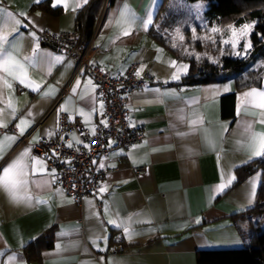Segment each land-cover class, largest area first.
Segmentation results:
<instances>
[{
  "label": "crops",
  "instance_id": "crops-1",
  "mask_svg": "<svg viewBox=\"0 0 264 264\" xmlns=\"http://www.w3.org/2000/svg\"><path fill=\"white\" fill-rule=\"evenodd\" d=\"M169 1L108 0L92 40V63L115 77L124 75L131 65L134 74L143 66L140 76L148 74L153 80L127 94L128 125L142 128L143 138L127 150L116 148L98 157L94 166L108 169L99 186L106 190L76 202L52 181L44 157L33 154L31 146L55 136L61 114L68 120L78 119L90 133L106 119L102 101L94 94V80L82 72L73 75L75 63L42 36L76 31L79 12L85 9L91 22L95 20L89 38L84 39L88 42L105 0H0V7L27 24V28L18 27L0 14V35L9 37L15 45L13 55L25 64L33 87L39 86V91H32L9 77L13 89H3L0 100L4 110L0 124H6L0 127V141L7 145L5 135L17 137L0 159V169L30 148L25 161L28 183L20 195L33 198L31 205L16 202L0 187V264H197L198 250L244 246L256 215L247 209L257 201L263 178L259 168L235 184L238 169L262 157L249 158L250 133L244 125L252 122L253 132L264 131V125L256 122L260 109L249 106L248 115L238 116L237 108L240 94L264 88V78L243 89H237L231 79L184 84L188 61L152 36ZM21 13L34 23L28 24ZM149 16L152 24L144 28L142 21ZM13 27L22 34L15 39ZM125 30L131 34L124 36ZM30 32H35V38ZM56 56L61 57L59 62L54 60ZM25 57L32 59L25 61ZM181 65H188L187 72L173 80ZM66 84V92L58 98ZM209 89H218L219 94ZM45 92L51 95L45 97ZM9 99L17 109L15 116L7 108ZM197 118L203 122L192 125ZM20 119L26 120L21 125L26 128L22 136L16 127ZM22 137L25 139L20 141ZM68 143L86 147L76 131L69 133ZM37 159L40 164H35ZM230 177L235 179L229 185ZM37 181L49 183L38 187ZM221 183L226 187L218 192ZM36 199L46 203L36 204ZM124 227L135 233L131 239ZM47 232H51L50 246L40 251L36 262H28L25 247ZM118 233L125 250L110 253L108 248Z\"/></svg>",
  "mask_w": 264,
  "mask_h": 264
},
{
  "label": "built area",
  "instance_id": "built-area-1",
  "mask_svg": "<svg viewBox=\"0 0 264 264\" xmlns=\"http://www.w3.org/2000/svg\"><path fill=\"white\" fill-rule=\"evenodd\" d=\"M107 4L108 0H105L91 37L84 45L79 42L76 31L43 33L42 36L44 42L62 51L75 63L73 75L82 72L94 80L96 85L94 94L103 104L102 114L106 123L97 125L95 135L88 132L78 119L68 120L64 114H61L55 136L38 140L31 146L33 154L44 157L52 181L59 184L76 202H81L87 194H97L102 179L108 172L107 168L97 169L93 161L112 149L127 150L143 138L142 128L128 125L127 119L131 110L127 104V94L153 80L148 74L137 77L132 65L124 75L115 77L92 63V40L100 28ZM66 90L67 84L61 87L58 98ZM72 131L78 133L87 147L68 148L66 146L69 133ZM24 139L25 137H22L20 141ZM53 150L55 155L52 154ZM53 170L54 178L51 175ZM73 185H75L74 188ZM124 250L122 237L118 233L113 236V244L108 251L119 253Z\"/></svg>",
  "mask_w": 264,
  "mask_h": 264
},
{
  "label": "trees",
  "instance_id": "trees-1",
  "mask_svg": "<svg viewBox=\"0 0 264 264\" xmlns=\"http://www.w3.org/2000/svg\"><path fill=\"white\" fill-rule=\"evenodd\" d=\"M184 1L188 4L198 0ZM206 1L202 19L206 27H220L229 19H232L235 26L242 25L245 22L254 25L248 37L251 47L244 57L222 53L211 60L207 56H200L197 59L196 56L182 55L178 51L180 45L175 44L176 47L174 48L172 39L164 34V31L167 33L172 26L179 23L180 17L165 12L161 13L162 15L157 21V28L152 30V36L177 56L188 61L189 72L183 77L184 84L195 85L227 79L233 80L237 89L260 84L264 78V0ZM94 21L91 22L85 9L79 12L76 33L79 42L83 45L90 36ZM232 95L229 94L230 97ZM259 168L263 171V178L258 190L257 201L251 208L247 209V212L252 215L264 210V156L240 167L235 182V184L240 183ZM246 238L243 247L198 250L196 254L197 264H264V226L262 219L256 220ZM50 243L51 232H47L28 244L24 250L27 261L36 262L40 251L49 247Z\"/></svg>",
  "mask_w": 264,
  "mask_h": 264
},
{
  "label": "snow or ice",
  "instance_id": "snow-or-ice-1",
  "mask_svg": "<svg viewBox=\"0 0 264 264\" xmlns=\"http://www.w3.org/2000/svg\"><path fill=\"white\" fill-rule=\"evenodd\" d=\"M38 3L39 0H36ZM87 2V0H85ZM53 7H56V4L54 3L52 5ZM80 5L77 4V7ZM67 7V5H65ZM75 10V9H73ZM0 14L3 16H6L8 19L12 20L14 24L18 27H23L27 28V24H25L21 19L16 18V16L10 12L4 9L3 7H0ZM20 16L24 18V20L27 21L28 24H33L34 22L31 20L30 17H27L26 14L21 13ZM121 16L123 17V13H121ZM131 22H135V17L131 18ZM119 23V21L117 22ZM152 24L151 16L148 17L147 20L142 21V25L144 28H148L149 25ZM18 27H13L12 28V34H13V39H15L16 36L22 35L18 31ZM254 25L245 23L241 27L236 28L235 26L230 25L229 30L231 32V36L229 39H225L222 41L223 44L225 45H231V48L234 50V54L237 56L240 55H246L248 49L251 47V42L248 40V37L250 35L251 30L253 29ZM177 34H179V29L176 30ZM210 31L212 33H218L221 30L219 28H211ZM130 30H125L123 32L124 36L130 35ZM30 36L35 38V32H30ZM196 38V37H194ZM175 39V37L173 38ZM179 39L182 41L183 36L180 35ZM244 39L246 42L244 43V52L241 53L239 51H235L237 49L238 44L240 43V40ZM215 43V41H213ZM5 45H9L8 47H5ZM38 47V45H37ZM173 47L175 48L176 45L175 43L173 44ZM15 50V45L11 44L9 42V37L7 35H0V100L3 99L4 92L3 89H13V83L9 81V77L13 81H17L20 85H23L25 87L30 88L32 91H39V86L33 87V81L29 78L27 69L25 67L24 63H21L19 60L16 59V57L13 55V51ZM36 52V48H33V53ZM191 55V53H189ZM32 57H25V61L31 60ZM159 59V57H157ZM197 59H199V56L197 55ZM54 60L56 62H59L61 60L60 56L54 57ZM214 63L216 61H213ZM51 63V61H49ZM171 65L175 66L176 62L171 61ZM188 69V65H181L179 69H177V72L173 74L172 79L173 80H178L180 78L181 72L186 73ZM143 71V66L138 69L135 72V75L139 77L141 75V72ZM89 84H91V81H89ZM77 87L79 86V81H77ZM225 91L228 90L227 87L224 89ZM155 91H159L156 89ZM209 91L219 94L218 89H209ZM45 97H48L51 95L50 92H45L43 94ZM254 107L257 109H260V116L258 117L257 121L259 124L264 125V88H251L249 91L244 92L240 94V104L238 105L237 108V115L240 116L242 113L244 115H248V107ZM103 107V104H101V108ZM7 108L11 109V115L15 116V113L17 111L16 108L13 107L12 101L9 99L7 102ZM62 110V109H61ZM93 111H95V108H93ZM4 112L3 109H0V115H2ZM29 116H31V112L28 113ZM102 123H105L104 121H101ZM203 121L200 119H193L191 121L192 125H197L202 123ZM26 124L25 119H20L19 123L17 124V128L19 129V134L22 136L24 135L26 128L21 127V125ZM0 127H6V124H0ZM245 131L247 133H250V140L249 143L247 144V148L250 153V157H259V156H264V131L261 132H253V123L252 122H246L245 125ZM225 131H227V128L225 127ZM53 133L49 132L48 135H52ZM93 135H95V129H93ZM17 137L15 135H5L4 136V141H7V145L0 141V159L3 158L4 154L7 151V148L11 146V143H14L16 141ZM63 139V137H61ZM75 139V137H74ZM79 143V141H77ZM68 148H72L73 144L68 143L66 145ZM87 147V145H85ZM110 146V144H109ZM214 147V145H211ZM30 153V148H25L23 151H21L14 159H12L8 164L2 167L0 169V187H2L10 196V198L16 202H23L31 205L33 203V198L31 196H21L20 191L22 188H26L27 186V169H28V164L25 162L26 158L29 157ZM53 155H55V150H53ZM41 161L39 159L35 160V164H40ZM95 163V161H93ZM100 167H104L103 164L100 165ZM36 169L33 167V173H35ZM52 177H55V172L51 173ZM235 177H230L227 180V184H231ZM37 186L39 187L41 184L47 185L49 182L48 181H37L35 182ZM75 185H73V188ZM226 187V184L221 183L217 186V191L222 192ZM106 190L105 187H101L99 191L102 193ZM252 196L255 195V186L253 185L252 188ZM36 204H45L46 201L36 199L35 200ZM199 223V220L196 221ZM110 224H113V221H109ZM116 227H121L120 224L115 225ZM124 233L128 236L129 239L133 235H135L134 232H130L128 227H124Z\"/></svg>",
  "mask_w": 264,
  "mask_h": 264
},
{
  "label": "rangeland",
  "instance_id": "rangeland-1",
  "mask_svg": "<svg viewBox=\"0 0 264 264\" xmlns=\"http://www.w3.org/2000/svg\"><path fill=\"white\" fill-rule=\"evenodd\" d=\"M206 2V0H198L196 2L187 4L184 0H170L169 3L164 6L162 14L164 12L168 13L169 15L173 14V16L176 15L177 17H180V19L178 24L172 26L171 29L168 30V34L163 30L164 34L168 35L175 44L180 45L178 51L181 52L182 55L196 57L197 55L199 57L207 56L211 60L222 53H228L232 56H237L234 54V50L231 48L230 44L225 45L222 43L223 40L229 39L231 36L229 26H235L232 23V19L224 22L222 26L217 27L221 30L220 32L212 33L210 29L213 27H206L202 20L203 12L206 8ZM245 23L251 24L250 22ZM242 25L235 27L239 28ZM156 28L157 24L155 25L154 29ZM177 29L180 30L179 34H177ZM180 35L183 36L182 41L179 39ZM174 37L175 39H173ZM213 41H215V43H213ZM245 42L246 41L244 39H241L235 51L243 53ZM189 53H191V55H189ZM244 56L245 55L242 54L238 57ZM259 218L262 219L264 226V210L260 213H257L255 217L252 218L253 224ZM250 230L252 229L250 228Z\"/></svg>",
  "mask_w": 264,
  "mask_h": 264
}]
</instances>
